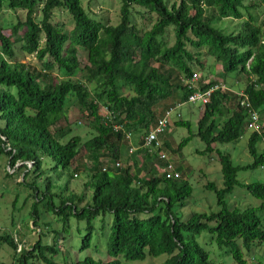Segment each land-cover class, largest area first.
Masks as SVG:
<instances>
[{
    "label": "trees",
    "instance_id": "1",
    "mask_svg": "<svg viewBox=\"0 0 264 264\" xmlns=\"http://www.w3.org/2000/svg\"><path fill=\"white\" fill-rule=\"evenodd\" d=\"M119 3V20L113 24L88 11L83 0H0V148L9 156L10 169L15 173L25 167L22 182L35 187L36 180L47 173V159L54 162L50 169L59 171L58 178L65 172L70 179L77 178L86 163L90 167L86 188L91 195L83 206L85 192L70 191L68 183L53 192L51 176L45 190L35 187L31 196L34 225L39 222V203L47 200L65 218L74 215L87 220L81 249H88L95 232L93 220L111 215L112 224L109 220L105 231L110 259L88 256L70 264H224L215 263L197 240L204 232L236 264H253L249 256L264 245V182H243L238 174L264 169V149L259 147L264 143V126L260 132L248 129L249 110L240 105L244 96L240 94L234 106L233 94L215 91L201 105L202 116L193 135L190 121L182 117L174 122L191 133L175 151L197 136L206 145L198 153H216L219 159L222 187L213 181L205 184L216 195L218 211L192 212L182 218L181 210L194 187L187 178L160 173L158 165L168 166L169 161L159 158L158 152L168 145L152 151L138 145L127 160L125 151L171 107L159 113L158 105L172 99L188 103L193 90L185 81L196 70L206 69V57L221 65L224 80L245 77L242 93L263 123L264 21L259 20L258 8L264 7V0ZM4 9L22 11L25 17L4 26ZM61 11L69 15L70 27L55 20ZM226 19L240 21L239 29L220 28L218 24ZM80 50L87 55L84 66ZM29 57L36 62L26 61ZM216 84L200 87L205 91ZM72 109L77 122L91 130L89 138L73 133ZM247 132L253 159L248 164H235L230 153L216 147L238 143ZM127 133H132L131 140ZM139 154H143L142 162L137 160ZM117 162L121 167H110ZM237 187L258 199V205L233 207L228 197ZM55 197L59 204L54 203ZM58 238L59 233L52 243L44 244L40 236L31 248L19 249L5 232L0 234V246L8 243L15 256L19 254L15 264L35 260L69 264L54 260L61 250ZM148 257L166 258L145 263Z\"/></svg>",
    "mask_w": 264,
    "mask_h": 264
},
{
    "label": "rangeland",
    "instance_id": "2",
    "mask_svg": "<svg viewBox=\"0 0 264 264\" xmlns=\"http://www.w3.org/2000/svg\"><path fill=\"white\" fill-rule=\"evenodd\" d=\"M85 8L90 12L98 13L99 16L106 18L113 24L118 23L119 20V0H83ZM259 20L264 21V7L258 8ZM25 14L22 11L14 12L13 10L4 9L1 14V22L4 26L15 24L19 18H23ZM55 20L61 23H66L68 27L71 26V19L66 11L58 12L55 15ZM220 28L227 32L236 31L240 27V21L226 19L218 24ZM170 42L173 41L172 35L169 36ZM79 59L84 66L87 63V55L83 50L79 52ZM206 69L196 70L198 74L197 85L203 86L213 81L218 84H223L227 87V91L233 96L231 97V104L236 106L238 103V96L244 91L246 84L245 77L239 76L237 78H229L224 80V72L220 64L216 63L213 57H206ZM36 62L34 58H27L26 61ZM177 100H168L162 102L157 107L159 113L163 112L169 106L178 104ZM182 117L192 123V135L197 133L198 121L201 118V103L189 104L184 103L181 108ZM193 113V114H192ZM70 118L73 122V133L79 134L83 139L92 136L91 130L84 123H79V118L75 111H70ZM177 120L174 115L170 119L169 127L166 132L161 135L162 144L168 145L165 152L168 154L169 163L173 164L172 171L168 170V166L158 165L160 173H171L177 176L189 179L194 187L193 195L186 201V206L181 210L180 215L183 219L188 218L192 212H211L218 211L216 195L205 188L207 181L215 182L219 187L223 185V175L221 171V164L216 153L201 154L198 151L205 150V143L197 136H192L191 141L181 150L175 151L180 142L191 135L188 128L183 126H176ZM262 124L264 126V116L262 117ZM2 123L0 122V126ZM250 132L238 143L219 144L216 147L223 152L231 154L233 162L238 165H245L252 162V157L247 149V138ZM145 133L137 135L132 140V145L125 151V159H130L133 153L130 152L132 147H139L141 145L142 137ZM3 146L0 142V147ZM260 151L264 149V143L259 144ZM9 149V148H8ZM7 149V150H8ZM139 162L143 161V154L137 156ZM48 164L44 166L47 168V173L41 178H38L35 187L45 190L47 187V176L53 178L52 188L54 191H60L67 183L70 191L77 194L85 192V201L81 206L85 205L86 201L91 195V190L86 188V183L90 180V167L86 163L85 168L81 171L77 178L69 177V172H65L61 178H58L59 171L50 169L54 162L47 159ZM115 163L110 164L114 167ZM32 166V164H29ZM26 168L21 171L14 172L10 169L9 156L0 148V234L5 232L10 233L19 245V249L31 248L34 246L41 236L44 244L53 242V238L59 233L58 240L61 241L60 252L54 256V260L59 263H71L81 261L88 256L95 259L109 260L107 255V242L105 231L108 228V222L112 217L109 213L101 215L93 220L95 232L90 248L81 249L84 236L87 234L88 223L87 220H79L76 216L70 215L65 218L63 215L55 212L52 204H48L47 200L39 203V222L35 226L32 219V211L35 207L33 192L35 187L28 186L23 183V174ZM31 178H29L30 180ZM238 179L243 182H264V169H256L253 171H243L238 174ZM230 204L233 207L256 206L258 199L251 196L246 190L237 187L233 195L228 197ZM61 201L59 197L54 198V203L59 204ZM105 224V228H103ZM104 229V231H103ZM42 232V234H40ZM102 232H104L102 234ZM199 243L210 253L211 259L215 263L236 264L230 255H225L224 248H219L210 239L208 232L202 233L197 237ZM252 256V257H251ZM249 256L251 263L264 264V245L254 249L252 255ZM19 254L15 256L13 248L8 243H2L0 246V264H15ZM166 257L152 258L148 257L145 263H160ZM36 261V260H35ZM31 261L29 264H34ZM41 264V261H36L35 264Z\"/></svg>",
    "mask_w": 264,
    "mask_h": 264
},
{
    "label": "built area",
    "instance_id": "3",
    "mask_svg": "<svg viewBox=\"0 0 264 264\" xmlns=\"http://www.w3.org/2000/svg\"><path fill=\"white\" fill-rule=\"evenodd\" d=\"M198 82V74L195 73L190 79L185 81V84L191 88L193 90L192 94L189 96L188 99V103L189 104H196V103H201V105L203 104H207L211 97L212 94L219 90H227V87L223 84H216L213 85L212 87H210L207 90H202L201 87H199L197 85ZM243 97L242 100H240V105L242 107H245L246 109L249 110V115H250V122L248 124V129L251 131H258L260 132L262 130L263 125L260 123V115L258 113L257 110H255L248 97L245 96L243 93H241ZM183 104L182 103H178L175 106H171L170 108H168L164 114V116L162 118L159 119L157 125L154 128H151L150 130H148L145 135L142 137V144L140 146V148L143 149H148L149 151H152L153 149H161L162 147V142H161V135H163L167 128L169 127V123H170V119L175 115L177 119H181L182 118V113H181V108H182ZM133 135L132 133H127V138L128 139H132ZM139 148V147H138ZM137 147H132L130 149V152L133 153L134 151H136L138 149ZM158 156L159 158H161L162 160L165 161H169V157L168 154L164 151V150H159L158 152ZM114 166L116 168L121 167V163L117 162L114 164ZM107 168H104V170H106ZM173 169V164L172 163H168V170L172 171ZM169 176L173 175L171 173H168ZM177 176V174L175 175Z\"/></svg>",
    "mask_w": 264,
    "mask_h": 264
},
{
    "label": "crops",
    "instance_id": "4",
    "mask_svg": "<svg viewBox=\"0 0 264 264\" xmlns=\"http://www.w3.org/2000/svg\"><path fill=\"white\" fill-rule=\"evenodd\" d=\"M193 114V113H192Z\"/></svg>",
    "mask_w": 264,
    "mask_h": 264
}]
</instances>
